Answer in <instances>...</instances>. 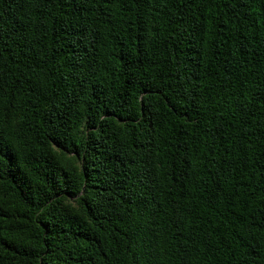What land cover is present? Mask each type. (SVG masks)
Returning <instances> with one entry per match:
<instances>
[{
    "label": "trees",
    "instance_id": "trees-1",
    "mask_svg": "<svg viewBox=\"0 0 264 264\" xmlns=\"http://www.w3.org/2000/svg\"><path fill=\"white\" fill-rule=\"evenodd\" d=\"M0 264H264V0H0Z\"/></svg>",
    "mask_w": 264,
    "mask_h": 264
}]
</instances>
